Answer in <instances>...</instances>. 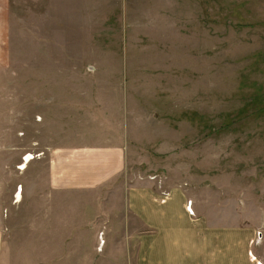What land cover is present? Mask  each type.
<instances>
[{
  "label": "rangeland",
  "instance_id": "rangeland-1",
  "mask_svg": "<svg viewBox=\"0 0 264 264\" xmlns=\"http://www.w3.org/2000/svg\"><path fill=\"white\" fill-rule=\"evenodd\" d=\"M9 13L0 264H264V0H10ZM84 95L123 165L92 193L52 194L34 148L78 142Z\"/></svg>",
  "mask_w": 264,
  "mask_h": 264
},
{
  "label": "crops",
  "instance_id": "crops-1",
  "mask_svg": "<svg viewBox=\"0 0 264 264\" xmlns=\"http://www.w3.org/2000/svg\"><path fill=\"white\" fill-rule=\"evenodd\" d=\"M9 11L10 0H0V62L3 64L7 59L6 44L10 41L11 35ZM89 103L90 106H88ZM94 104L95 100L93 98L87 99L86 101V95L83 96V101L80 105L84 112L82 121L86 123V125L85 129L79 128V131H75L76 134L74 135L76 138L78 137V142L76 144H70L65 148L62 142H59L57 136L54 144L50 147H43V149L34 148V154L43 153L47 156V175L45 176L43 185L47 191H52V194L53 192L58 193L59 190H67L70 191V193L77 192L78 194H85V192L92 193L101 189V187L106 184L107 180L120 170L119 165H123L122 149L119 146H115L116 142L114 141L115 144L110 143L109 145H106L107 142L104 143L105 138L107 139V133L109 132L104 122H100L98 116H94L95 119L91 118L92 113L97 114L94 109H92ZM77 122L80 121L77 120ZM88 124H94V126H92L93 130L91 126L88 127ZM113 133H115V131H113ZM113 133L111 132L110 135L113 136ZM111 139L117 140V136H113ZM29 164L24 169L25 172L30 166L34 165L37 174V170L39 171L40 168L38 167V162H32L30 166ZM24 177L26 178L25 183H27V176ZM20 180L22 181L21 186L23 188V178L21 179L20 177ZM28 180L31 182V176ZM137 197L138 196H136V198ZM184 214L186 216L185 212ZM164 216L165 214H162V216L158 218L163 219ZM149 218L152 219L151 216H149ZM2 240L3 226L0 227V248ZM152 261L153 264H155V260L152 259Z\"/></svg>",
  "mask_w": 264,
  "mask_h": 264
},
{
  "label": "built area",
  "instance_id": "built-area-1",
  "mask_svg": "<svg viewBox=\"0 0 264 264\" xmlns=\"http://www.w3.org/2000/svg\"><path fill=\"white\" fill-rule=\"evenodd\" d=\"M40 154V153H39ZM39 154H35V155H33V157L31 158V159H33L34 157H36L37 155H39ZM27 156V155H26ZM26 156H25V158H26ZM25 158H24V160H25ZM20 168H21V165H20Z\"/></svg>",
  "mask_w": 264,
  "mask_h": 264
},
{
  "label": "bare ground",
  "instance_id": "bare-ground-1",
  "mask_svg": "<svg viewBox=\"0 0 264 264\" xmlns=\"http://www.w3.org/2000/svg\"><path fill=\"white\" fill-rule=\"evenodd\" d=\"M16 198L19 199V198H20V194H17V195H16Z\"/></svg>",
  "mask_w": 264,
  "mask_h": 264
}]
</instances>
